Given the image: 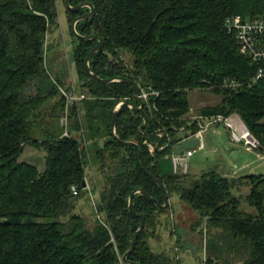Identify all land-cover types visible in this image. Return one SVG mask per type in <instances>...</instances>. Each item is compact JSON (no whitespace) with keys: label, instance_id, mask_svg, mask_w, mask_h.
<instances>
[{"label":"trees","instance_id":"16d2710c","mask_svg":"<svg viewBox=\"0 0 264 264\" xmlns=\"http://www.w3.org/2000/svg\"><path fill=\"white\" fill-rule=\"evenodd\" d=\"M82 3L91 4L95 15L77 23L78 33L105 42L90 60L95 74L104 80L129 79L160 93L149 98L139 113L123 108L116 122L119 138L136 140L142 166L165 186L167 194L178 191L182 200L209 216L211 230H221L209 236L207 264H264V174L231 181L217 168L196 180L165 175L159 165L163 155L150 156L141 132L150 136L164 127L174 144L179 138L173 136L175 126L183 123L166 121L161 115L185 116L190 109L189 90L207 85L220 88L226 78L246 82L254 75L256 65L242 55L225 24L235 16H264V0H71L74 7ZM66 11L76 42L72 57L79 82L94 100L85 101V124L76 103L72 104L67 127L61 124L68 135H57L52 119L61 123L67 106L65 98L59 97V104L46 116L48 136L40 139L35 133L36 112L58 97L57 81H62L50 74L45 49L47 32L58 25L57 0H0V264H127L123 256L132 248L141 223L129 207L130 196L143 190L163 200L162 189L139 166L135 148L119 143L111 131L115 105L123 98L133 99L135 88L91 77L85 61L98 41L78 39L71 31L73 21L90 9ZM215 92L221 101L201 113L240 114L260 142L255 152L264 154V84L245 83ZM70 119L71 132L86 127L91 140L106 138L105 146L116 160L103 165L110 170L104 176L109 188L97 208L100 216L105 214L104 222L97 219L89 225L83 216L73 214L75 201L85 191L89 151L71 135ZM29 145L45 152L43 171L20 161ZM95 146L103 160L104 149L97 142ZM237 181L250 185L246 200L256 213L243 212L240 200L231 194ZM73 186L78 187V195L72 193ZM133 202L135 213L145 216L146 227L152 224L160 208L140 194ZM147 234L146 229L141 233L128 261L169 264L149 249Z\"/></svg>","mask_w":264,"mask_h":264},{"label":"rangeland","instance_id":"374dc122","mask_svg":"<svg viewBox=\"0 0 264 264\" xmlns=\"http://www.w3.org/2000/svg\"><path fill=\"white\" fill-rule=\"evenodd\" d=\"M65 6V0H57L59 14L58 25L56 28L50 29L45 37V49L47 52L46 65L51 71L50 74H53V76L56 75L57 78L61 77L62 81H57L59 90L58 97L48 100V102L42 105L36 112L39 119L36 118L37 124L35 133L40 139L42 136L44 139L48 136V131H46L47 129H45V123L46 125L50 124V121L49 119H46V116H48L50 112L54 110L56 105L59 104V97L65 98L67 102V99L64 96L65 92H67L68 94L72 93L76 96H85L84 99H79L75 102L79 116L84 124L86 123V112L84 109L85 101L94 100V98L89 97L90 95L88 89L82 87L79 82L76 64L73 61L72 57L74 54V47L76 46V42L74 37L70 33V21L68 19V14ZM232 35L234 36V34ZM234 38L237 41L236 36H234ZM99 43L100 42L98 41L97 45H99ZM241 53L246 58H248L251 63H253L251 58L246 53H244L243 51H241ZM129 59L131 60L130 57L126 58L128 62ZM56 76L54 79H56ZM238 87L240 86H222L220 88H216L214 86L207 85L189 90L187 96L190 102V109L185 116L181 118H171L163 114L161 115V117L166 121L171 122L172 120L174 121V123H183V125L177 124L175 126L176 133L174 132L173 136L179 138L174 144L169 140V138L171 139V135L164 127L156 128V131L150 136H147V133L145 131H141L142 135L144 136L142 140L143 145L147 148L150 156L155 157L159 153V156L163 155L161 159L171 157L172 160V157H175L177 155V147L181 145L183 141H186V139H198L200 143L199 145L195 146L197 149V147L202 143V140H200V137L197 136V133L201 131L202 127H205L206 125L209 126L210 124L212 125L213 123H215V121L220 117H222V119L226 121L225 123H228V121L232 122V126L234 129H232L231 131L233 132V134L240 136V134L245 132L248 135L247 138L250 142L258 141V148H260L259 140L254 136L253 132L250 130L247 123L240 116V114L232 113L230 115H224L201 113L202 109L209 106H214L221 101V96L215 91L220 89L233 90ZM139 88V92L136 91L133 99H121L115 105L114 109L119 108L127 102L132 103V105H134L138 109L141 108V101H143L144 106H146L149 98L153 96H155V98L158 97L156 93L159 92H156L151 87L141 88L139 86ZM30 92L34 94L36 90H34V88L32 87ZM144 93L148 94V97L146 99L143 95ZM140 96H142L144 100H140ZM144 106L141 111H143ZM67 107L68 106H66V108ZM124 107L125 106L122 107L121 111ZM127 107L131 110V112H141L133 111L132 106ZM65 110H63L61 118H63ZM68 113H70L71 115V107L70 109L68 108ZM61 118L59 119L60 121ZM73 120L74 119H72V121ZM219 124L220 125L212 127L205 132V148L203 150L196 151L194 156L190 159L188 170L186 172H183V167L179 165V171L177 173H174L173 171L171 175L185 177L186 180H196L210 168H217L219 173H221L223 176L229 177V179L240 178L248 174H264V154L258 156V153L256 152L250 153L246 150V147L243 144L236 143L232 140L228 129L224 126V123ZM68 126L70 131L71 119ZM52 129L57 135H66L67 133L65 132L66 128L61 125L58 119L55 118L52 119ZM70 133L72 136L80 138L84 150L87 153L89 151L87 155L88 163L85 168L86 187L88 188L85 187V191L81 194L80 198L75 201V210L73 214L83 216L89 225H93L97 219L104 222V218L106 216L105 214H102L100 216L99 214H101L102 211L97 210V208L101 204V194L103 193V191H105V189L109 188V184L105 180V177L110 175V170L108 167L106 168L103 165H111V163L116 162V160L114 158H111L110 152L105 146L106 138L91 140L92 135L87 131L86 127H84L80 131V133H78L77 131H70ZM96 142L105 151V157L103 160L98 158L95 152L97 150V146H95ZM133 142L139 144L136 140H133ZM170 147H172V150L170 153H166V155L165 152ZM20 161L33 164L37 166L40 171H43L46 166V154L44 151H39L33 146L29 145L27 146L23 155L20 157ZM104 171L107 173V175L103 174ZM249 193L250 185L245 181H237L231 188V194L240 200V209L243 210V212L245 211L247 213H256L246 200V196ZM168 199L170 203L169 207L165 210L160 208V212L156 213L152 224H149L147 227L145 225L144 230L146 229V232H148L145 241L149 246V249L155 255H159L160 260L165 257V259L168 260L169 264H207L208 251L206 245L209 236L219 234L221 233V230H211V228H209V216L207 214H202L198 210H195V208H193L191 204L182 200L181 195L178 191L172 192L170 196L168 195ZM159 202L162 205H165L164 200Z\"/></svg>","mask_w":264,"mask_h":264},{"label":"built area","instance_id":"2783aa9c","mask_svg":"<svg viewBox=\"0 0 264 264\" xmlns=\"http://www.w3.org/2000/svg\"><path fill=\"white\" fill-rule=\"evenodd\" d=\"M225 25L228 32L236 36L241 51L246 53L251 58L253 63L257 66V69L254 75L250 77V79L246 82H241L236 79H225L222 86L237 87V86H242L245 83L248 85H254L258 83L264 84V16L255 19H243L239 16H235L227 19ZM156 94L157 96H159V93ZM143 95L145 99L148 97L147 93H144ZM64 96L67 99L68 107L66 108V114L61 119V124L67 127V123H68L67 114H68L69 106L74 104L79 99H84L85 96L84 95L76 96L72 93L68 94L67 92L64 93ZM139 99L144 100L142 96H140ZM218 122L225 124L224 126L228 129L230 136L234 142L243 144L246 147V150L249 152L256 151L259 145L258 141L250 142L247 138L248 135L245 132L240 134V136L233 134V132L231 131L232 129H234L232 126L233 125L232 122L228 121V123H225L226 121L223 120L222 117H220L215 121V123H213L212 125L210 124L209 126L206 125L207 127L206 126L202 127L201 131L197 133V136H199L200 140H202L201 145L198 146L197 149L196 147L192 149H187L183 152L182 155L177 154L175 157H172V161L174 165L173 166L174 173H177L179 171V165L183 167V172H186L188 170L190 159L194 156L196 151L203 150L205 148V143H204L205 132L211 129L212 127H216L220 125ZM66 135H68V133H66ZM71 190L74 195H78L79 193L78 187L73 186Z\"/></svg>","mask_w":264,"mask_h":264},{"label":"water","instance_id":"95a60500","mask_svg":"<svg viewBox=\"0 0 264 264\" xmlns=\"http://www.w3.org/2000/svg\"><path fill=\"white\" fill-rule=\"evenodd\" d=\"M65 5H66V8L69 9L70 11H72V12L80 11L84 7H89L90 8V13L85 14V15H81V16L77 17L73 21V23L71 25V31H72V33L74 34V36L76 38L81 39V40H84V41L98 40L100 42L99 45H97L94 49H92V51L89 53V55L86 58L85 66H86V69L89 72V74L95 80H97V81H99L101 83H104V84H108V83H111V82H126V83H129V84H131L136 89L137 92H139V90H140L139 85L137 83H135L134 81H132V80L125 79V78H118V77L104 80V79L100 78L97 74H95V72L91 69L90 60H91L92 56L103 47L104 41L101 38H98V37H95V36H90V37H88V36H82L81 34L78 33V31L76 29L77 23L80 22V21H84V20L91 19L95 15V10H94L93 6L91 4H89V3H82V4L78 5V6L73 7L71 5V0H65ZM123 106H132L133 111H141L142 108H143V106H144V102L141 101V108H138V109L134 105H132V103H128V102L127 103H124L122 106H120L117 109H113V119H112V122H111V131H112V134L115 137V139L119 143H121L122 145H124V146H133L135 148V150H136V160H137L139 166L162 189V191H163V200H164V203H165V205H162L158 200L152 198L151 196H149L143 190H137V191L133 192L132 195L130 196V204H129V207H130L132 213L135 216H140L141 223H140V226H139L138 231L135 234L133 246L124 255L123 259H124V261L127 264H137V263H134V262H129L128 261V257L135 250V247H136V245L138 243L140 234L143 232V230L145 228L146 220H145V216L144 215H138L134 211V202H133V199H134L135 195L136 194L143 195L144 197H146L147 199H149L150 201H152L153 203H155L159 208H161L163 210L167 209L169 207L170 203H169V199H168V195H167V191L165 189V186L157 178H155L146 168H144L142 166L141 161H140V158H139V144H137L136 142H133V141H122L119 138V136L117 135V132H116V122H117V118H118L119 113H120V111H121V109H122ZM199 143H200V141L198 139H190V140L183 141L181 143V145H179L177 147L176 153L177 154H182L186 149H192L195 146L199 145ZM159 165H160L161 172L163 174H165V175H171L173 173V171H174V169H173V162H172L171 158L161 159L160 162H159ZM103 174L104 175H107V173L105 171L103 172ZM84 187H86V182L84 183ZM100 211H101V209H100Z\"/></svg>","mask_w":264,"mask_h":264},{"label":"crops","instance_id":"0c3cea01","mask_svg":"<svg viewBox=\"0 0 264 264\" xmlns=\"http://www.w3.org/2000/svg\"><path fill=\"white\" fill-rule=\"evenodd\" d=\"M250 153H253V152H250ZM258 156H260V154H258ZM264 157V156H263ZM248 175H250V174H248Z\"/></svg>","mask_w":264,"mask_h":264}]
</instances>
